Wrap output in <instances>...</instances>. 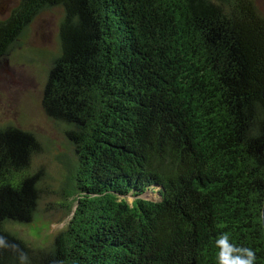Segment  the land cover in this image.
<instances>
[{
	"label": "trees",
	"instance_id": "1",
	"mask_svg": "<svg viewBox=\"0 0 264 264\" xmlns=\"http://www.w3.org/2000/svg\"><path fill=\"white\" fill-rule=\"evenodd\" d=\"M54 8L63 12L60 50L43 108L73 148L62 192L78 208L48 250L9 228L34 212L39 190L20 171L38 144L2 128L0 235L33 264H216L215 240L227 232L264 264L256 0H21L0 23V57ZM0 264H17L16 255L0 252Z\"/></svg>",
	"mask_w": 264,
	"mask_h": 264
},
{
	"label": "rangeland",
	"instance_id": "2",
	"mask_svg": "<svg viewBox=\"0 0 264 264\" xmlns=\"http://www.w3.org/2000/svg\"><path fill=\"white\" fill-rule=\"evenodd\" d=\"M21 0H0V23L8 20ZM264 13V0H256ZM60 8L37 14L0 57V129L31 133L37 148L23 161L22 178L38 188L34 212L28 220L9 225L33 249L48 250L55 238L72 222L77 205L62 192L73 175V148L64 125L44 111V91L52 61L60 50ZM64 194V195H63ZM156 195H158L156 193ZM143 200L158 201L146 193ZM131 204L133 198L128 197Z\"/></svg>",
	"mask_w": 264,
	"mask_h": 264
},
{
	"label": "clouds",
	"instance_id": "3",
	"mask_svg": "<svg viewBox=\"0 0 264 264\" xmlns=\"http://www.w3.org/2000/svg\"><path fill=\"white\" fill-rule=\"evenodd\" d=\"M216 264H257V252L251 247L237 245L227 232L220 233L215 240ZM10 251L16 255L17 264H33L28 253L19 244L0 235V252Z\"/></svg>",
	"mask_w": 264,
	"mask_h": 264
},
{
	"label": "water",
	"instance_id": "4",
	"mask_svg": "<svg viewBox=\"0 0 264 264\" xmlns=\"http://www.w3.org/2000/svg\"><path fill=\"white\" fill-rule=\"evenodd\" d=\"M155 202V201H152ZM263 225H264V208H263Z\"/></svg>",
	"mask_w": 264,
	"mask_h": 264
},
{
	"label": "flooded vegetation",
	"instance_id": "5",
	"mask_svg": "<svg viewBox=\"0 0 264 264\" xmlns=\"http://www.w3.org/2000/svg\"><path fill=\"white\" fill-rule=\"evenodd\" d=\"M10 17H11V15H10ZM7 21V20H6ZM5 22V21H4Z\"/></svg>",
	"mask_w": 264,
	"mask_h": 264
}]
</instances>
